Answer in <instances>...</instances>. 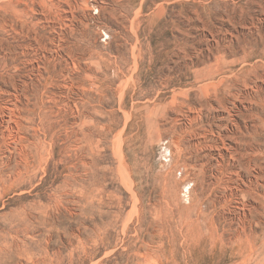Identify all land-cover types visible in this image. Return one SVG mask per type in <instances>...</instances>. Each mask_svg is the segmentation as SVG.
Masks as SVG:
<instances>
[{
	"label": "rangeland",
	"instance_id": "rangeland-1",
	"mask_svg": "<svg viewBox=\"0 0 264 264\" xmlns=\"http://www.w3.org/2000/svg\"><path fill=\"white\" fill-rule=\"evenodd\" d=\"M0 264H264V0H0Z\"/></svg>",
	"mask_w": 264,
	"mask_h": 264
}]
</instances>
